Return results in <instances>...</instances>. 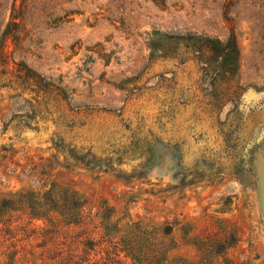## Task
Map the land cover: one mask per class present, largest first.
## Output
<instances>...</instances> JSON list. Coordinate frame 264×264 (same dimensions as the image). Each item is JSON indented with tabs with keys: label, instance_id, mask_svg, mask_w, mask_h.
Segmentation results:
<instances>
[{
	"label": "rangeland",
	"instance_id": "374dc122",
	"mask_svg": "<svg viewBox=\"0 0 264 264\" xmlns=\"http://www.w3.org/2000/svg\"><path fill=\"white\" fill-rule=\"evenodd\" d=\"M53 182L80 224L1 213L0 264H264V0H0V201Z\"/></svg>",
	"mask_w": 264,
	"mask_h": 264
},
{
	"label": "trees",
	"instance_id": "16d2710c",
	"mask_svg": "<svg viewBox=\"0 0 264 264\" xmlns=\"http://www.w3.org/2000/svg\"><path fill=\"white\" fill-rule=\"evenodd\" d=\"M210 51L213 52L218 64L237 66L240 60V51L235 35L229 34L225 41L206 39ZM211 78L210 81L213 82ZM211 82V84H212ZM84 197L70 184L51 183L46 190H25L11 194L0 201V216L5 212H25L33 220L52 222L53 217H59L64 226L78 225L82 220L81 211L85 205ZM136 243L129 247L127 256L135 263H140L145 257L146 239L137 237ZM135 242V241H134ZM165 251V250H164ZM158 251L152 259L155 264L165 260V252ZM157 251H153L154 254ZM158 257V258H157ZM174 261L170 264H178Z\"/></svg>",
	"mask_w": 264,
	"mask_h": 264
}]
</instances>
